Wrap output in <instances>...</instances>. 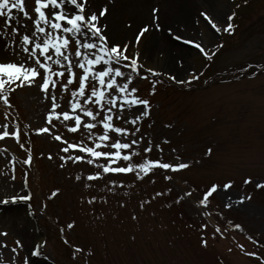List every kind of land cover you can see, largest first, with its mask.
Returning a JSON list of instances; mask_svg holds the SVG:
<instances>
[{"label": "rangeland", "instance_id": "1", "mask_svg": "<svg viewBox=\"0 0 264 264\" xmlns=\"http://www.w3.org/2000/svg\"><path fill=\"white\" fill-rule=\"evenodd\" d=\"M171 1L96 0L92 6L108 8L101 19L107 23V36L138 54L147 76L136 83L140 95L151 102L150 118L120 126L141 128L140 135L146 137L139 148L142 153L152 141L153 150L144 154L146 158L190 166L175 172L156 168L143 180L134 174H107L88 181V175L101 170L61 159L82 155L71 149L62 152L67 146L62 141L91 145L87 131L72 133L56 121L52 128L47 124L50 100L38 87L18 89L10 95V108L0 99V125L7 124L9 132L16 126L20 129L19 143L14 136L0 141V199L16 195L31 199L0 203V231L8 233L0 236V243L9 246L0 250L5 264L10 260L13 264H264V188L257 187L264 183V0L239 4L184 0L183 12L172 17L176 20L166 19L162 29L174 55L157 45L159 37L155 38L150 18L156 9H169ZM26 3L31 12L34 0ZM202 11L221 27L220 32ZM111 22L122 32L110 34ZM229 23L233 29L224 31ZM142 25L149 30L137 43ZM151 40L156 48L154 44L150 48ZM0 59L17 57L0 52ZM205 73H209L206 82H200ZM233 73L237 76L232 78ZM67 100L57 111L68 110ZM45 127L49 132L37 134ZM101 132L94 130L96 136ZM55 135L62 140H55ZM29 155L30 165L24 163ZM249 178L251 183L245 184ZM230 181V189H218L206 205L201 203L212 185ZM188 192L191 196L185 195ZM221 192L222 198L231 195L232 207H226ZM240 197H245L243 203ZM70 224L74 226L69 228ZM17 240L23 247L14 255L10 249L17 247ZM35 245L41 252L38 257L31 252Z\"/></svg>", "mask_w": 264, "mask_h": 264}, {"label": "snow or ice", "instance_id": "2", "mask_svg": "<svg viewBox=\"0 0 264 264\" xmlns=\"http://www.w3.org/2000/svg\"><path fill=\"white\" fill-rule=\"evenodd\" d=\"M95 2L96 0H34V7L30 12L26 0H0V18L3 19L0 37H7L0 39V52L17 57L16 60L0 59V99L10 108L12 105L9 98L12 93L25 87H38L45 100H50L48 125L55 128L53 121H56L72 133H78L82 128L86 130L91 145L84 141L69 143L63 140L67 146L62 148V152L69 153L71 149L79 151L82 155L69 154L61 159L65 163H87L101 170L88 175V181L103 179L107 174H134L137 179L143 180L144 176L156 168L165 171L170 169L173 172L188 168L190 165L183 162L173 165L146 158L144 154L153 150L152 141H148V146L143 148L142 153L139 148L146 137L140 135L141 128L120 126H135L138 122L142 123L144 118H150L151 102L140 95L136 83L138 80L147 79V76L142 74L144 65L139 63L138 54L131 53L127 45L117 44L109 39L106 34L107 26L101 23L108 8L103 6L94 9L92 5ZM14 13H20L22 17ZM202 15L212 28L217 32L221 31V27L211 17L203 13ZM233 17L234 14L229 16V21ZM22 18L27 22L21 23ZM232 29L233 25L229 23L223 30ZM148 30L145 26L137 34V43L140 36ZM8 40L12 43L9 44ZM194 46L205 52L200 43H195ZM154 94L153 90L150 95ZM65 97H68V110L57 111L63 109ZM8 127L7 124L0 125V128L4 129L0 132V141L14 136L19 143V127L16 126L13 132H9ZM98 128L102 129V132L96 136L94 130ZM40 132H49V128L37 130V134ZM54 139L61 141L62 137L55 135ZM160 151L163 152V149ZM208 154H211V149ZM136 157L141 158L139 162ZM31 161L32 157L29 155L24 163L30 165ZM63 166L61 164V167ZM165 178L171 179L170 176ZM12 179H15L14 175ZM76 179L80 180L81 176L78 175ZM248 183H251V178L245 180V184ZM231 187V181L223 186L212 185L205 192L201 203L206 205L208 198L217 193L218 189L227 191ZM257 187L264 188V183H258ZM57 194L58 190L52 193V197ZM191 194L185 193L187 196ZM246 198L251 199L250 196ZM30 199V195H16L0 199V203H16L18 200ZM95 199L93 197L88 203ZM244 199L245 197H240L239 202L243 203ZM226 207L232 205L227 204ZM73 226L70 224L69 228ZM203 227L206 228L207 225ZM220 231L217 227L216 232ZM7 235L6 231H0V236ZM203 243L207 246L206 239ZM16 245L17 247L10 249L14 255H18V248L23 247L19 240ZM8 247L7 243H0V250ZM34 255L39 256L41 252L36 251ZM0 264H5V261L0 259ZM7 264H13V261L10 260Z\"/></svg>", "mask_w": 264, "mask_h": 264}, {"label": "bare ground", "instance_id": "3", "mask_svg": "<svg viewBox=\"0 0 264 264\" xmlns=\"http://www.w3.org/2000/svg\"><path fill=\"white\" fill-rule=\"evenodd\" d=\"M172 4L170 6V10L167 9V8H163L161 10V12H159V10L155 11L154 13L150 14V18L153 19V26L155 27V24L158 23L159 25V29L155 30L154 27H153V32L154 35H155V38L156 36L159 37L158 38V43L157 45L159 46H163L167 52H169L171 55H174L173 54V51L170 50L171 49V46H169L170 44L172 45V43L168 42L165 40V36H164V30H162L165 26H166V19L170 18V19H174L176 20L175 18H172L174 15L179 17V14L181 12H183L184 10V7H185V4L186 2L184 0H172L171 1ZM142 4V1L140 2V5ZM170 13V16L168 15ZM108 16V15H107ZM174 16V17H175ZM111 20L110 18H108V21ZM115 20V19H114ZM170 21V20H169ZM146 24V23H145ZM107 25V23H106ZM109 32L110 34H113V33H116V31L118 32H122V30L116 26L114 23L111 22L110 26H109ZM171 41H173V39L171 38ZM151 42V43H150ZM149 42L150 44V48H151V45L154 44V41L151 40ZM155 48H156V45H155ZM150 51V50H149ZM152 51H150L149 53H151ZM224 193L221 192L220 193V196L221 198L223 197ZM222 201L225 203V204H231V205H234V201H233V198L231 197V195H227L225 198H222Z\"/></svg>", "mask_w": 264, "mask_h": 264}]
</instances>
